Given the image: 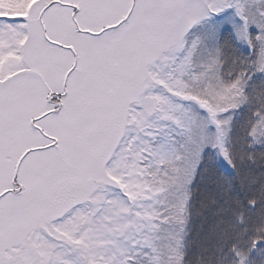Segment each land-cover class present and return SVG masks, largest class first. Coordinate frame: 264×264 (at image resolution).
Returning <instances> with one entry per match:
<instances>
[{
	"label": "snow or ice",
	"instance_id": "obj_1",
	"mask_svg": "<svg viewBox=\"0 0 264 264\" xmlns=\"http://www.w3.org/2000/svg\"><path fill=\"white\" fill-rule=\"evenodd\" d=\"M0 264H264V0H0Z\"/></svg>",
	"mask_w": 264,
	"mask_h": 264
}]
</instances>
